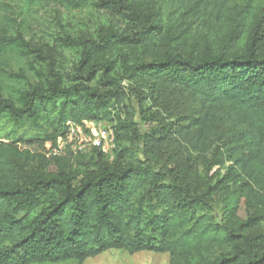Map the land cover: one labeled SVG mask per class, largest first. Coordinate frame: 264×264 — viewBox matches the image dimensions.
<instances>
[{"label": "trees", "instance_id": "1", "mask_svg": "<svg viewBox=\"0 0 264 264\" xmlns=\"http://www.w3.org/2000/svg\"><path fill=\"white\" fill-rule=\"evenodd\" d=\"M24 1H57L70 10L95 4L125 28H102L94 39L67 38L80 53L73 72L64 76L49 59L51 79L25 91L20 106L0 87V118L43 126L15 145L0 143V264H83L111 250L173 258L206 253L198 264H264V7L247 28L237 15L216 49L196 55L168 47L160 57L125 67L123 78L176 88L191 103L169 124L156 114V125L141 135L134 115L123 111L128 87L103 56L114 48L152 49L166 37L152 0ZM183 1L221 10L228 2ZM5 10L0 0V58L24 48L46 62L20 33H2ZM138 97L141 103L147 98ZM68 120L111 125L114 158L94 148L80 165L67 153L52 169L50 161L60 160L52 151ZM174 138L200 152L213 139L202 185L187 171L159 169ZM131 139L142 144L144 160L129 161L127 149H119Z\"/></svg>", "mask_w": 264, "mask_h": 264}, {"label": "rangeland", "instance_id": "2", "mask_svg": "<svg viewBox=\"0 0 264 264\" xmlns=\"http://www.w3.org/2000/svg\"><path fill=\"white\" fill-rule=\"evenodd\" d=\"M5 14L1 24V31L8 36L20 33L31 48L41 52L46 62H39L34 55L20 48L14 52L5 53L0 58V87L5 98L21 105V95L32 86L44 85L51 79L49 73V59L55 62L56 71L64 76L70 75L80 59V53L65 44L67 38L79 40L81 38H96L100 29L123 30V22L112 14L91 4L80 10H70L52 1L47 4L31 6L24 0H5ZM151 9L155 19L161 24L167 35L157 40L152 49L146 48H114L104 54L103 59L115 66L114 75L122 78L127 85L128 98L123 105V111H130L134 115L141 135L149 133L156 125L152 119L157 114L164 116L165 123H172L176 118L187 113L191 107L187 97L180 94L176 88L160 86L151 82L123 78L125 67L137 61L160 57L164 50L173 47V50L185 52L193 51L196 55L204 53L206 48L216 49L233 28L234 18L239 15V21L247 28L264 7V0H228L224 9L219 5L188 4L183 0H152ZM245 24V25H244ZM154 85L153 94L147 96L148 85ZM138 93L147 97L141 103ZM143 105V108L141 107ZM169 107V113L165 112ZM121 118L125 113L120 114ZM43 126L31 123L15 124L7 116L0 118V143H13L19 136L28 133L34 134ZM126 140L119 149H127L125 157L129 161L144 160L142 144ZM213 139H208L204 145V152L196 151L184 139L178 138L169 141L164 148L159 169H177L187 171L188 177L202 185L204 183V166L213 146ZM92 150L73 155L72 163L79 164L86 161ZM67 156V155H66ZM60 160L51 162L52 169H58ZM111 160L114 158L109 157ZM216 169L212 171L215 172ZM217 211V210H216ZM220 251L216 252V255ZM206 256L181 254L173 258L169 254L142 252L128 254L121 250H111L83 264H198ZM59 264H79L77 261H68Z\"/></svg>", "mask_w": 264, "mask_h": 264}, {"label": "built area", "instance_id": "3", "mask_svg": "<svg viewBox=\"0 0 264 264\" xmlns=\"http://www.w3.org/2000/svg\"><path fill=\"white\" fill-rule=\"evenodd\" d=\"M94 148L113 158L115 135L111 125L104 122L84 120L80 123L68 120L66 133L57 141L52 154L55 156L67 153H83Z\"/></svg>", "mask_w": 264, "mask_h": 264}]
</instances>
